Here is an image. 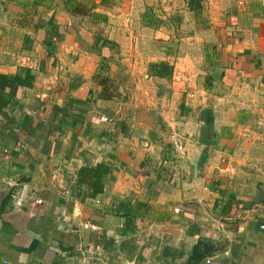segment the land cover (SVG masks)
Masks as SVG:
<instances>
[{
  "label": "crops",
  "instance_id": "obj_1",
  "mask_svg": "<svg viewBox=\"0 0 264 264\" xmlns=\"http://www.w3.org/2000/svg\"><path fill=\"white\" fill-rule=\"evenodd\" d=\"M35 1L0 0V264H264V0Z\"/></svg>",
  "mask_w": 264,
  "mask_h": 264
},
{
  "label": "trees",
  "instance_id": "obj_2",
  "mask_svg": "<svg viewBox=\"0 0 264 264\" xmlns=\"http://www.w3.org/2000/svg\"><path fill=\"white\" fill-rule=\"evenodd\" d=\"M112 0H102L100 4H97L93 2L92 0H66L65 6L68 11V13L75 17H82V18H90L91 22L94 25L97 24H106L108 22V16L104 13H98L96 12L98 7H105L108 8L111 5ZM36 5L42 4V1L36 0ZM153 11V10H150ZM177 23L178 21H174ZM144 23L148 27H158L160 26V20H158L155 17V14L152 12L146 15H144ZM49 25L53 24L52 21H49ZM40 27H43L42 24H40ZM39 24L37 25V27ZM46 44H50L49 41H46ZM104 44H107V41L104 42ZM106 66L104 63H102L101 70L105 69ZM150 71L154 75L158 77H170L173 73L172 67H169L166 64H153L150 66ZM105 82L109 83L110 79L105 78ZM32 85V77L30 76L29 72H26V74L21 75L18 74L16 76H10V75H4L0 74V116L2 118L7 119L10 121V123L15 124V120L10 118L9 112L14 111L16 108L20 109V103H19V92L22 88H26ZM106 85V84H105ZM104 91H108L107 86L104 87ZM116 94H108L102 92L101 98L105 99H112V97H115ZM6 120V121H7ZM8 121V122H9ZM3 131V130H2ZM5 133L12 137V135L9 133L8 126L4 129ZM3 153H0V157ZM85 172H82V174ZM94 173V179L96 180L95 183H93L94 189L96 192L101 193L103 192V185L101 183L102 176L104 173H106V170H104L103 167H98L95 171H90L87 174H93Z\"/></svg>",
  "mask_w": 264,
  "mask_h": 264
},
{
  "label": "water",
  "instance_id": "obj_3",
  "mask_svg": "<svg viewBox=\"0 0 264 264\" xmlns=\"http://www.w3.org/2000/svg\"><path fill=\"white\" fill-rule=\"evenodd\" d=\"M12 186L11 188L5 193L3 194L1 197H0V212L2 211L3 209V206H4V203L5 201L9 198V196L11 195L12 193ZM251 219H259L261 221H264V211L262 210H255L252 214H251Z\"/></svg>",
  "mask_w": 264,
  "mask_h": 264
},
{
  "label": "rangeland",
  "instance_id": "obj_4",
  "mask_svg": "<svg viewBox=\"0 0 264 264\" xmlns=\"http://www.w3.org/2000/svg\"><path fill=\"white\" fill-rule=\"evenodd\" d=\"M160 5V4H159ZM157 10H160V7H156L157 5H154Z\"/></svg>",
  "mask_w": 264,
  "mask_h": 264
},
{
  "label": "built area",
  "instance_id": "obj_5",
  "mask_svg": "<svg viewBox=\"0 0 264 264\" xmlns=\"http://www.w3.org/2000/svg\"><path fill=\"white\" fill-rule=\"evenodd\" d=\"M178 149H180V150H182V146L181 145H179V148ZM264 228V227H263Z\"/></svg>",
  "mask_w": 264,
  "mask_h": 264
}]
</instances>
